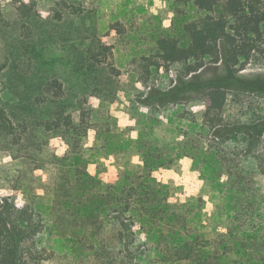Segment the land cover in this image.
<instances>
[{
  "label": "trees",
  "instance_id": "1",
  "mask_svg": "<svg viewBox=\"0 0 264 264\" xmlns=\"http://www.w3.org/2000/svg\"><path fill=\"white\" fill-rule=\"evenodd\" d=\"M188 7L201 14L184 23L185 43L173 35L159 36L154 53L141 58L146 80L178 65L183 86L154 88L148 100L171 104L196 90L206 105L203 131L227 139L251 128L244 150L250 154L258 126L239 125L235 132L227 124V84L185 79L209 64L223 62L241 71L254 56L264 57V0H174L177 12ZM5 11L0 6V93L6 90L12 99L0 95V150L37 159L51 145L48 158L58 171L46 219L34 202L19 206L13 195L0 190V264H264V214L248 213L257 210L255 202L238 204L245 213L230 216L227 229L209 239L200 200L172 202L168 187L154 175L171 160L165 147L147 150L141 171L110 168L104 188L88 171L81 143L98 131L100 148L108 152L116 137L104 130L90 103L117 95L115 80L121 72L113 47L76 27L72 18L85 9L73 0L59 1L53 16L43 20L35 0H20L12 19ZM58 50L66 68L56 67ZM64 143L69 152L59 155L55 149ZM185 146L180 155L188 161L207 159L202 172L207 178L215 147L200 137L189 138ZM256 158L264 172V152Z\"/></svg>",
  "mask_w": 264,
  "mask_h": 264
},
{
  "label": "rangeland",
  "instance_id": "2",
  "mask_svg": "<svg viewBox=\"0 0 264 264\" xmlns=\"http://www.w3.org/2000/svg\"><path fill=\"white\" fill-rule=\"evenodd\" d=\"M19 1L0 0V6L6 10L9 19L15 17ZM35 1L43 20L53 16L54 7L61 0ZM73 1L85 9L83 15L72 18L76 27L112 46L114 63L121 72L115 80L117 95L114 99H90L104 130L116 137L110 142L108 152L100 148L102 135L98 131L82 140L88 171L101 179L105 188L110 168L141 171L145 168L144 153L165 147L172 154L171 160L165 161L154 175L168 187L172 202L180 204L200 200L203 230L209 239H217L227 229L230 216L245 213V208L238 204L254 201L257 210L248 213L264 214V172L258 170L256 158L257 153L264 152V57L254 56L241 71L232 70L223 62L209 64L185 79L199 83L218 80L227 84V124L235 132L239 125L258 126V131H255L259 136L256 137L258 142L249 154L244 150L248 147L247 136L253 132L251 128L227 139L215 138L203 131L206 105L196 90L182 93L180 100L171 104L160 105L158 101L148 100L154 88L166 91L174 86L182 87L179 81L182 73L180 66L173 65L146 80L141 58L154 53L155 40L159 36L173 35L184 44L183 25L201 14L196 8L188 7L185 13H179L174 8V0ZM57 52L53 55H58L56 67L66 68L61 57L63 52ZM0 95L5 100L12 99L6 90ZM73 116L76 122H80L79 111H75ZM262 131L261 135L259 132ZM195 137L212 144L218 152L217 157L208 158L207 178L202 175L206 158L203 162L200 159L188 161L180 155L189 138ZM45 151L42 156L32 159L24 156L15 158L13 151L0 150L1 192L13 195L19 206L34 202L37 214L43 219L48 217L55 199L53 187L56 186L58 171L48 158L54 148L50 145ZM55 151L66 155L69 146L64 143ZM225 159L228 162L224 164ZM240 185L245 188L243 192ZM42 239L44 243L48 242L47 235ZM167 264L188 263L177 261Z\"/></svg>",
  "mask_w": 264,
  "mask_h": 264
}]
</instances>
